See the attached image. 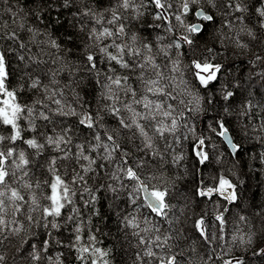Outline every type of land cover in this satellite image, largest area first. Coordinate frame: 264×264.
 I'll return each mask as SVG.
<instances>
[{"label": "snow or ice", "instance_id": "1", "mask_svg": "<svg viewBox=\"0 0 264 264\" xmlns=\"http://www.w3.org/2000/svg\"><path fill=\"white\" fill-rule=\"evenodd\" d=\"M46 2L69 11L78 5V18L71 25L76 32H68L64 24L56 32L63 29L67 41H80V63L68 59L72 49H66V41L58 39L47 25L27 27L26 42L15 30L0 33V41L11 42L7 46L0 42V128L7 127V132L0 131V248L5 241L18 238L19 252L31 264H65V252L71 254L72 250L80 264H113L112 249L99 246L100 229L94 220L105 219L102 201L107 192L112 200L108 207L116 209L112 216L118 231L125 239L136 240L133 264H180L182 253H174L170 241L179 239L183 229L174 227L181 221L173 212L168 181L163 172L142 176L140 170L145 168V156L163 163L157 140L165 142L164 151H171L176 163L184 155L177 154L173 144L190 135L195 164L205 170L222 162L225 151L240 157L241 133L247 136L250 130L253 137L264 141V119L243 124L237 132L219 112L207 124L211 135L197 133L192 115L219 105L221 112L231 116L241 85L224 79L227 68L216 59L214 48H207V55L193 57L187 65L180 51L185 45L192 49L214 27L217 13L212 9L228 21L229 31L217 32L220 43L230 41L247 48L240 33L255 38L243 23L248 0H107L108 7H103L105 0L95 4L92 0ZM7 11L24 30V22L17 21L11 7ZM254 13L264 29V3ZM229 16L240 25L234 33ZM149 18L148 27L156 32L153 41L130 30L134 22L142 25ZM256 61H264V57L257 55ZM37 69L42 75L35 74ZM186 71L198 81L202 93L192 89ZM62 73H67V83L58 79ZM258 75L264 79V71ZM85 78L99 86L94 106L78 91ZM25 84L32 92L28 100L21 99ZM250 97L251 93L238 101V114L246 119L254 118L258 111L264 114V105ZM106 116L114 125L107 124ZM121 139L127 144L122 145ZM128 144L140 154L131 161ZM101 179L104 182L98 183ZM242 183L231 169L227 174L217 170L210 181L201 175L195 195L214 206L233 204ZM122 199L131 210L121 206ZM225 211L222 208L214 217L221 226ZM161 221L168 225L163 231ZM192 231L207 244L217 238L203 214L193 221ZM37 235L39 240L33 242ZM239 239L252 243L251 236ZM57 248L60 250L53 256ZM260 251L264 254V248ZM229 252L221 249L217 258L222 264H233L232 259H225ZM3 262L0 254V264ZM235 264L244 261L235 259Z\"/></svg>", "mask_w": 264, "mask_h": 264}, {"label": "trees", "instance_id": "2", "mask_svg": "<svg viewBox=\"0 0 264 264\" xmlns=\"http://www.w3.org/2000/svg\"><path fill=\"white\" fill-rule=\"evenodd\" d=\"M92 3L95 4L96 0H92ZM261 3V0L259 2L257 0H248L249 12L245 14L247 19L243 23L252 29L255 38L248 36L246 32L240 33L241 42L247 44V48L237 47L230 41H224V44L220 43L217 32L220 30L229 31L227 27L228 21L217 12V9H212V12L217 13V23H215L214 27L209 29L205 37L198 39L192 49L185 45L180 50L184 53L182 61L187 65L193 57L201 58L207 55V48H214L218 53L216 59L227 68L224 79H230L241 85L240 91L237 93L236 108L232 109L231 116L221 112L219 105L209 108L206 113L202 112L199 115H192L191 123L195 125L197 133L203 132L206 136L211 135L207 124L213 121L218 112L221 118L232 122L237 132L240 131L243 124L258 123L261 119H264V114L259 111L252 119H246L238 114L239 99L241 97L247 98L249 93H251L250 98L254 103L264 105V79H261L258 75L259 72L264 71V61H256L257 55L264 57V29L260 27V21L254 13V8L259 7ZM108 6L107 0H105L103 7ZM9 7L17 14V21L24 22V30L19 29L17 23H13L12 13L7 11ZM76 7L78 5L73 6L71 11H69L56 3L47 4L46 0H6V2L5 0H0V25L7 26L0 27V33L7 32L10 34L12 30H15L20 39L26 42L28 38L27 27L40 26L43 28L44 25H47L48 30L54 33L58 39L66 41V49H72L70 53H67L68 59L80 63L77 59L82 51L79 46L80 41L76 40L75 44H73L72 41H67V33L63 29H60L58 33L56 32L60 28V24H64L68 32H76V29L71 27L72 23L75 22L74 18H78L79 15L76 12ZM60 12H63L64 15L60 16ZM37 13L40 14L39 17H37ZM228 20H232L235 26L232 32H236L240 27L239 23L231 16L228 17ZM149 23H151L150 18L142 25L134 22V26L130 30L138 31L147 41H153L156 32L148 27ZM0 42L6 46L11 43L6 38ZM33 51H36V49L33 48ZM160 59L163 60V58ZM164 63H167V61H164ZM13 67H16L15 61H13ZM20 67L22 68L23 66L21 65ZM35 74L42 75L39 69H37ZM66 75L67 73H62L58 79L62 83H67L64 79ZM79 78L80 74H77V79ZM17 79L18 76L13 78L14 83ZM185 79L189 81L194 91L203 92L198 81H195L187 71L185 72ZM44 82L47 83V80ZM81 88L82 90L78 89L81 96H83L88 105L94 106L99 86L85 78ZM31 96L32 92L27 89L25 84V92L21 94V99L28 100ZM105 120L109 126L115 123L107 116ZM0 131L7 132V127L0 128ZM77 134L79 135V129H77ZM241 138L243 148L240 157L228 156L224 145H221V151H225L223 161L211 164L207 170L204 169V166L195 164V158L191 153L192 139L190 135L187 140H181V142L173 144L175 152L184 155V159L179 162H173V153L164 151L165 142L160 140H157V144L164 153L163 163H161L159 158L144 157L145 168L140 170L142 176H146L150 172L157 174L163 172L168 181L170 200L174 205L173 212L180 217L181 221L180 224L174 225V227L183 229V234L179 239L170 241L174 245L172 251L174 253H182L181 256H178L180 264H222V261L217 258L221 254V249L230 250L225 259H232L233 264H235V259L243 260L244 264H264V254H261L260 251L264 248V156H261V153H264V141L253 137L250 130L247 136L241 133ZM120 142L122 145L127 144L126 139H121ZM168 142L171 143V139ZM127 147L132 153L129 158L130 161L140 155L131 144H128ZM230 169L243 181L238 188V199L236 202L214 206L211 202H202L195 195L197 182L200 180L201 175L204 180L210 181L217 170L227 174ZM39 174V171H37V175ZM97 182L103 183L104 180L101 179ZM104 195L105 199L102 203L104 205L103 212L106 214L105 219L94 218L96 225L100 229L98 235L101 243L99 246L112 249L113 264H133L136 240L131 236L125 239L123 234L118 231L116 218L112 216L113 211L116 209L108 207L112 202L111 194L105 192ZM120 203L125 210H131L132 206L123 203V199ZM97 206L99 207V205ZM222 208H227V211L224 212L225 223L223 226L219 225L214 219ZM141 211L148 215L147 209H142ZM201 214L205 215L209 230L213 231L217 237L211 244L200 240L198 235L192 231L193 221ZM241 216L245 217V219L240 220L239 217ZM108 217H111V219H108ZM161 227L163 231L168 225L161 221ZM36 231L39 232L41 230L37 229ZM102 233H107V235ZM69 234L67 230L64 232L65 236ZM233 236H236L237 239L233 240ZM248 236L252 238L251 244L241 242L239 239L240 237H245L246 240ZM37 240H39L38 235L33 242ZM13 245L20 247L18 238L13 240L12 243L5 241L3 247L5 251L12 249L13 255L9 256V264H12L13 256L16 264H26V261L22 259L24 258L22 254L16 252ZM212 249H215V252ZM59 250L57 248L52 255H57ZM65 255V264H80L79 261L75 260V250H72L71 254L65 252Z\"/></svg>", "mask_w": 264, "mask_h": 264}, {"label": "clouds", "instance_id": "3", "mask_svg": "<svg viewBox=\"0 0 264 264\" xmlns=\"http://www.w3.org/2000/svg\"><path fill=\"white\" fill-rule=\"evenodd\" d=\"M5 2H6V0H5ZM189 74H190V73H189ZM190 75H191V74H190ZM3 247H4V246H3ZM13 248H15L16 252H19V247H18V246L13 245ZM0 254H2L3 257H4V262H3V264H9V256H10V255H13V253H12V249H8L7 251H5V250H3V248H0ZM22 259L26 261V264H31V262L28 261L27 259H25V258H22ZM12 264H16V262H15V257H14V256H13Z\"/></svg>", "mask_w": 264, "mask_h": 264}, {"label": "water", "instance_id": "4", "mask_svg": "<svg viewBox=\"0 0 264 264\" xmlns=\"http://www.w3.org/2000/svg\"><path fill=\"white\" fill-rule=\"evenodd\" d=\"M262 1V3H264V0H261Z\"/></svg>", "mask_w": 264, "mask_h": 264}]
</instances>
